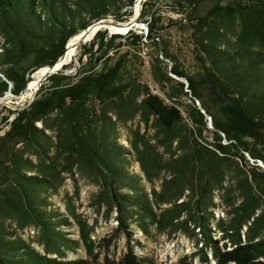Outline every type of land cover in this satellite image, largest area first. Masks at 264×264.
Segmentation results:
<instances>
[{
	"label": "trees",
	"instance_id": "1",
	"mask_svg": "<svg viewBox=\"0 0 264 264\" xmlns=\"http://www.w3.org/2000/svg\"><path fill=\"white\" fill-rule=\"evenodd\" d=\"M183 1L193 9L204 0ZM215 1L204 16L192 22L193 35H197L196 58L202 61L203 73L199 77H186L191 96L199 100L211 118L213 143L198 140V134L201 137L206 129L205 117L199 109L190 114L198 125L197 137H192L181 110L169 95L167 83L171 78L160 67L157 57H152L153 80L164 94L169 89V101L130 74L127 68L131 64L130 51L115 53L118 57L113 60L106 56L108 50L128 45L127 40L115 45L114 40L120 35L111 34L107 38L97 31L88 52L90 59L95 52L101 53L100 69L80 75L70 86L61 85L63 77L50 75L47 80L51 84L41 86L33 101L16 111L8 129L0 134V220L10 218L18 228L39 222L46 230L47 219L40 210L46 200L43 192L56 191L63 173L72 172L76 166L82 171L89 170L97 178L96 183L104 192L100 200L104 199L109 208H116L120 230L127 228L125 209L141 203L143 207L138 214L143 222L148 217L159 228L171 225L173 230H189L192 225V234L198 227L206 236L215 259L213 264H264V169L256 163L260 160L264 164V0ZM118 2L0 0V33L4 37L0 73L12 83L11 91L18 94L25 87L26 68L19 66L30 54L35 56L33 66L52 65L77 29L109 14L124 21L130 11L119 12ZM132 3L130 0L129 4ZM144 13L142 9L140 16ZM228 25H237L238 30L232 47L224 48L218 44L222 35L219 31ZM155 30L156 26L149 28L147 37H152ZM128 33L132 37L129 44L139 49L142 36L133 35L130 30ZM95 45L96 50L91 53ZM152 46L157 50V45ZM204 55L210 65L204 63ZM172 71L185 76L176 67ZM178 84L182 89L183 84ZM7 87L0 78V96ZM204 91L208 92L211 105L203 100ZM211 106L215 107V113ZM136 114L145 124L149 116L154 117L161 131L156 138L168 151L175 143L169 159L163 163L168 178L162 182L160 193L153 192L155 205L171 206L158 215L148 206L144 195H138L137 191L136 195L119 192L123 186L136 188L124 178L126 153L116 143L115 124L131 120ZM48 131L54 132L55 140ZM137 142L134 140L131 146L145 167L149 164L148 144L144 142L139 147ZM244 152L253 163H249ZM229 170L234 173L231 190L236 191L227 201L231 217L225 227L222 219L217 222L221 239H227L232 246L227 250V242L221 248L217 245L219 240L210 237L209 222L212 196L215 190L223 189ZM3 237L0 225V255L6 254L1 245ZM202 259L207 262L206 255ZM42 260L45 263L40 264H92L86 259ZM10 262L0 258V264ZM120 264L137 262L130 251Z\"/></svg>",
	"mask_w": 264,
	"mask_h": 264
},
{
	"label": "rangeland",
	"instance_id": "2",
	"mask_svg": "<svg viewBox=\"0 0 264 264\" xmlns=\"http://www.w3.org/2000/svg\"><path fill=\"white\" fill-rule=\"evenodd\" d=\"M129 1L119 0L118 2L119 12L130 11V15L124 21H117L110 14L105 18L112 19L115 22H125L133 18L136 0H132V4H129ZM147 2L148 4L146 5ZM215 4V0H204L200 1L193 9H190L183 0H144L140 13L142 9L145 13L143 16L139 14L136 20L137 25L130 29L133 35H141L142 39L145 38L148 42L144 43L141 41L142 44L139 49H133L129 44L132 39L130 33H128L129 30H127V33H125L126 31L109 33L106 29L98 30L103 34L105 33L107 38L111 34L120 35L121 37L114 40L115 45L128 41V45L117 47L118 50H108L106 56L109 55L113 60L118 57L115 53L120 54L127 50L130 51L128 59L131 64L127 67L130 74L140 82L146 83L151 91L159 95L164 101H169L170 95L172 101L181 110L183 122L192 131V137L194 138L197 137L198 125L192 121L190 114L191 111L198 110V106L201 108V105L198 99L191 96V92L187 88L186 77H199L203 73V64L201 60L196 58L197 35H193L192 22L197 17L204 16ZM146 23H153V26H156V30L150 38L147 37L149 29H145ZM143 27L145 28L143 29ZM84 29H77L73 35ZM237 30V25L221 27L219 32L222 35L218 44L224 48H231ZM1 35L0 33V53L3 51L4 44V37ZM94 36L90 40L77 45L71 61L64 64L65 67L62 66V69L57 73L51 75L61 76L64 80L73 79L71 83L73 84L80 75H83L80 69L84 65L92 63L95 56H99V61L93 71L99 70L101 67V53L95 52L93 58L90 59V52H88ZM153 44L157 45V50L153 48ZM95 50L96 45L91 50V53H94ZM199 50L198 46V54ZM153 56L157 57L160 67L171 78V82L167 83L170 89L169 95L167 94L169 89L165 92L167 95L164 94L163 89L153 80V64H151L154 63L152 62ZM34 60L35 56L30 54L20 63V68H26L25 78L27 81L34 71L42 68L33 66ZM204 63L210 65L209 58L205 55ZM45 66L50 65H44L43 67ZM174 67L182 70L185 76L175 74L172 71ZM48 77L42 81L36 93L41 86L47 87L51 84V81L47 80ZM0 78L7 85L9 83L12 88V83L2 74ZM179 82L183 84L182 89L178 84ZM25 87L18 94H14L10 88L12 97L6 104L0 106V134H3L8 129L9 122L14 118L16 111L23 109L33 101L30 98H22V92H24ZM3 95H5V92ZM203 100L208 105H211L207 91L203 92ZM211 111L215 113L214 106H211ZM203 115L206 129L202 131L201 137L198 134V140H204L212 144L213 127L211 118L206 113ZM6 117L7 119L5 120ZM148 121L145 124L140 120L139 114H136L131 120L116 122L115 124L116 143L122 146L126 153L124 178L126 183L129 182L136 188L131 190L127 186H123L119 192L136 195L135 191H137L138 195H144L148 199V206L158 215L163 209L171 206V204L166 203L155 205L153 192L160 193L162 182L168 178L167 172L163 168V163L169 159L175 143H173L171 150L168 151L159 142L158 137L156 138L157 135L161 134V131L158 129L154 117L149 116ZM36 125L38 127L41 126L39 122H36ZM48 134L52 140H55L53 131H48ZM221 135L224 138L223 134ZM134 140L139 141L137 142L139 147H143L144 142L148 144L149 159L147 160L149 164H146L145 167L142 166L136 152L132 149L131 144ZM223 141L228 143L225 139ZM244 154L246 159H248L247 153L244 152ZM249 163H253V161L249 160ZM29 174L31 173L29 172ZM63 177V181L56 191L49 189L43 192L46 200L42 203L40 210L47 219L46 230L39 222L29 223L24 228H18L16 222L10 218H2L0 220L4 234L1 245L6 249V254L1 253L0 258L4 260L10 259L12 264L45 263L42 258L62 261L86 259L92 264H106L110 261L120 264L123 256L131 251L137 264H211L215 260L211 255L210 247L207 245L206 236L201 233L198 227L194 228V234H192V225H189V230H173L171 225L159 228L148 217L143 218V220L145 219L143 222L138 214V211L142 209L140 207L143 206L141 203H137L125 209L127 228L126 230H120L118 228L119 218L116 208H109L104 199L100 200L103 192L101 191L102 187L96 183L97 178L89 170L83 169L82 171L74 166L72 172L63 173ZM233 177V170H229L223 189L215 190L212 196L213 205L210 208L212 218L209 222V233L213 240L219 239L220 241L222 237L218 228V220L222 219L225 227L231 217L229 212L231 206L227 201L231 195L236 193V191L231 190V186L234 183ZM43 195L41 194V197ZM242 229L244 230L245 226ZM223 240L217 245L220 246ZM203 255L207 256V262L203 261Z\"/></svg>",
	"mask_w": 264,
	"mask_h": 264
},
{
	"label": "bare ground",
	"instance_id": "3",
	"mask_svg": "<svg viewBox=\"0 0 264 264\" xmlns=\"http://www.w3.org/2000/svg\"><path fill=\"white\" fill-rule=\"evenodd\" d=\"M138 9H139V6L137 5V0H136V4L134 6L135 12H134L133 18L135 17V13L137 12ZM144 28L145 27H143V29ZM99 29H106L112 33H119V32H124L126 28L124 27V25L117 27V26H112L111 24H108V23H106L102 26L93 25L87 30V36L84 39V41L90 40ZM80 33H81V31L78 32L77 34L73 35L72 37H70V39L67 41L65 52H64V58H63L65 64L68 63L69 61H71V59L75 53V50L77 48V45L80 43V41H78V37H79ZM125 33H127V31ZM49 72L50 71L47 69V66L39 68L36 71H34L31 74L30 79L27 81L24 92H22V94H23L22 98H30L32 96V94L36 91V89L38 88L39 83L42 81L43 77L46 74H48ZM11 97H12L11 92L6 93L3 96L1 95L0 106L3 104H6L10 100Z\"/></svg>",
	"mask_w": 264,
	"mask_h": 264
},
{
	"label": "water",
	"instance_id": "4",
	"mask_svg": "<svg viewBox=\"0 0 264 264\" xmlns=\"http://www.w3.org/2000/svg\"><path fill=\"white\" fill-rule=\"evenodd\" d=\"M143 1H144V0H137V5L139 6V9H138L137 12L135 13V17H134L133 19L130 18L129 20H127V21H125V22H115V21H113L112 19H106V18H105V19H100V20H98V21H96V22L91 23V24L88 25L84 30H82L81 33H80V35H79V37H78V41H80V43H81V42H85L84 39H85L86 36H87V30H88L91 26H93V25L102 26V25H104V24H106V23L111 24L112 26H117V27H119V26H123V25H124V27L126 28L125 31L130 30L133 26H136V25H137L136 20H137L139 14H140V10H141V7H142V4H143ZM145 27H146V29H149V28L153 27V23H146V24H145ZM109 33H111V32H109ZM122 34H123V33H122ZM80 43H79V44H80ZM66 44H67V43H66ZM79 44H78V45H79ZM65 48H66V45H65ZM64 52H65V50H64ZM64 52L62 53V55H60V56L58 57V59H57L52 65L47 66V69H48L50 72H49L48 74H46V75L43 77L42 81L45 80L49 75H51V74H53V73H57L59 70L62 69V66L65 64V63H64V60H63V58H64ZM98 61H99V56H95L93 62L84 65V66L80 69V72H81L82 74H86V73H89V72L93 71V70L96 68V65H97V62H98ZM0 77H1V74H0ZM42 81L39 83V86L41 85ZM72 81H73V79H66V80H63V81H62V85H63V86L70 85V84L72 83ZM39 86H38V88H39ZM10 88H11V85L8 83V89H7V91H5V94H6V93H10ZM38 88H37V89H38ZM37 89H36V91H37ZM36 91H35V92L32 94V96L30 97V100H31V101H32L33 98H34V95H35ZM198 108L200 109V111H201L203 114H205V112H204L203 109H201L199 106H198ZM246 156H247V158H248L249 160L253 161V160L249 157L248 154H246ZM256 163H257L259 166H261V167L264 168V164L262 163V161H260V160H256Z\"/></svg>",
	"mask_w": 264,
	"mask_h": 264
},
{
	"label": "built area",
	"instance_id": "5",
	"mask_svg": "<svg viewBox=\"0 0 264 264\" xmlns=\"http://www.w3.org/2000/svg\"><path fill=\"white\" fill-rule=\"evenodd\" d=\"M144 35H145V33H143ZM142 41L144 42V43H148L147 42V40L144 38V39H142ZM216 217H218V215H216ZM219 240V239H218ZM222 239L220 238V241H221ZM220 241H219V243H220ZM227 242V245H226V249L227 250H229V249H231L232 248V246H231V244L228 242V240L227 239H224L223 240V242L221 243V245H220V247L222 248L223 247V244H225ZM215 261V260H214ZM214 261H213V263H214ZM213 263H211V264H213Z\"/></svg>",
	"mask_w": 264,
	"mask_h": 264
}]
</instances>
